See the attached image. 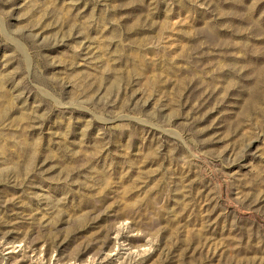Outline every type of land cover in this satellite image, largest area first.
<instances>
[{"label":"rangeland","instance_id":"rangeland-1","mask_svg":"<svg viewBox=\"0 0 264 264\" xmlns=\"http://www.w3.org/2000/svg\"><path fill=\"white\" fill-rule=\"evenodd\" d=\"M140 262L264 264V0H0V264Z\"/></svg>","mask_w":264,"mask_h":264},{"label":"bare ground","instance_id":"bare-ground-1","mask_svg":"<svg viewBox=\"0 0 264 264\" xmlns=\"http://www.w3.org/2000/svg\"><path fill=\"white\" fill-rule=\"evenodd\" d=\"M115 237H116V236H115ZM116 238H118V236H117ZM120 241H121V240H120ZM122 241H123V240H122ZM117 243H118V242H117ZM119 243H120V242H119ZM119 243H118V244H119ZM124 243H125V242H124ZM120 244H121V243H120ZM125 244H126V243H125ZM125 244H124V245H125ZM116 246H117V245H116ZM120 246H121V245H120ZM125 246H126V245H125ZM125 248H126V247H125ZM124 250H125V249H124ZM143 250H144V249H143ZM115 251H116V250H115ZM117 252H118V251H117ZM139 252H140V250H139ZM139 252H138V253H139ZM143 252H144V251H143ZM128 253H129V249H128ZM134 253H135V252H134ZM136 253H137V252H136ZM130 255H131V254H130ZM138 255H139V254H138ZM142 255H143V254H142ZM133 256H134V255H133ZM133 256H131V257H133ZM125 257H126V255H125ZM135 257H136V254H135ZM138 257H139V256H138ZM140 257H142V256H140ZM140 257H139V258H140ZM144 257H145V256H144ZM133 258H134V257H133ZM143 259H144V258H143ZM145 259H146V258H145ZM115 260H116V259H115ZM118 260H119V259H118ZM130 260H131V259H130ZM134 260H135V259H134ZM116 261H117V260H116ZM127 261H129V260H127ZM131 262H132V261H131ZM131 262H130V263H131ZM136 262H137V260H136ZM116 263H117V262H116ZM122 264H123V263H122ZM128 264H129V263H128ZM140 264H141V262H140Z\"/></svg>","mask_w":264,"mask_h":264}]
</instances>
